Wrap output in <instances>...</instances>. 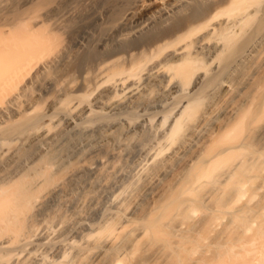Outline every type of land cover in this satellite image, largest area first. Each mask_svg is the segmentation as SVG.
<instances>
[{
  "label": "bare ground",
  "instance_id": "1",
  "mask_svg": "<svg viewBox=\"0 0 264 264\" xmlns=\"http://www.w3.org/2000/svg\"><path fill=\"white\" fill-rule=\"evenodd\" d=\"M257 247L264 0H0V264Z\"/></svg>",
  "mask_w": 264,
  "mask_h": 264
},
{
  "label": "rangeland",
  "instance_id": "2",
  "mask_svg": "<svg viewBox=\"0 0 264 264\" xmlns=\"http://www.w3.org/2000/svg\"><path fill=\"white\" fill-rule=\"evenodd\" d=\"M79 138V137H78ZM78 138H76V139H78ZM82 139V140H81ZM80 140L81 141H83V144L80 142ZM78 142V144H82L80 147H82L83 145H85L86 143H85V141H84V139L82 138V137H80L78 140H76L74 143L72 142L71 143V145L73 146L74 145V147L77 145L76 143ZM85 143V144H84ZM77 146H79V145H77ZM76 146V147H77ZM73 147V148H74ZM75 147V149H74V154H73V152H69L68 150H70V148H71V146L68 148V152H67V154L70 156L71 154H72V156L73 157H69V159L70 158H72V159H75V154H76V152L75 151H77V149H80V147L78 148H76ZM84 148H82V149H80V150H78L77 152H80V153H83V152H81V150L82 151H85L86 150V148H85V146H83ZM72 149V148H71ZM85 149V150H84ZM71 151V150H70ZM79 153H77L76 154V157H77V155H78ZM67 156V155H66ZM134 158H131L130 159V161H132V162H129V163H131V164H129L128 162H127V165H130L129 167H132V166H134L135 164H136V162H137V155H136V157L135 156H133ZM68 158V157H67ZM135 158H136V160H135ZM135 160V161H134ZM133 161H134V165H133ZM132 165V166H131ZM262 251V250H261ZM261 251H260V248L259 247H257V249H256V251L253 253V254H251V255H249L248 257V260L246 261V263L245 264H264V261H263V259H260V255H262V253H261ZM264 254V253H263ZM264 257V256H263Z\"/></svg>",
  "mask_w": 264,
  "mask_h": 264
}]
</instances>
